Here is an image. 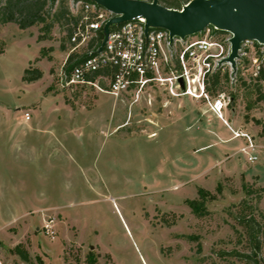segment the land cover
<instances>
[{"label":"rangeland","instance_id":"rangeland-1","mask_svg":"<svg viewBox=\"0 0 264 264\" xmlns=\"http://www.w3.org/2000/svg\"><path fill=\"white\" fill-rule=\"evenodd\" d=\"M41 27L0 23V264H23L19 244L33 264H87L90 251L100 264H264V148L249 161L245 139L187 96L62 86L66 29ZM26 68L43 76L25 82ZM235 96L230 125L263 131L254 86Z\"/></svg>","mask_w":264,"mask_h":264},{"label":"built area","instance_id":"built-area-1","mask_svg":"<svg viewBox=\"0 0 264 264\" xmlns=\"http://www.w3.org/2000/svg\"><path fill=\"white\" fill-rule=\"evenodd\" d=\"M70 9L81 17L69 41L72 47L60 74L62 86H95L116 98L130 92L135 102L145 93H149V102L163 99L170 103L184 96L203 101L235 138L245 139L241 150L248 160H258L260 146L247 132L233 130L227 113L239 87L257 84L264 92L263 43L244 39L233 66L227 61L232 53V33H218V29L208 26L196 34L172 39L170 32L162 28H150L146 34L145 18L137 17L112 26L100 52L101 44L68 68L70 55L87 45L98 31L103 32L104 24L113 16L92 0H73ZM30 118V112H26L25 119ZM45 228L47 234L54 235L49 225Z\"/></svg>","mask_w":264,"mask_h":264},{"label":"water","instance_id":"water-1","mask_svg":"<svg viewBox=\"0 0 264 264\" xmlns=\"http://www.w3.org/2000/svg\"><path fill=\"white\" fill-rule=\"evenodd\" d=\"M113 16L104 24L100 52L110 29L133 18H145L146 34L150 28H162L171 38L186 37L203 31L208 26L233 34L232 53L227 61L238 56L246 38L264 44V0H190L182 9L162 5L159 0H92Z\"/></svg>","mask_w":264,"mask_h":264},{"label":"trees","instance_id":"trees-1","mask_svg":"<svg viewBox=\"0 0 264 264\" xmlns=\"http://www.w3.org/2000/svg\"><path fill=\"white\" fill-rule=\"evenodd\" d=\"M189 1L190 0H159L162 5L171 8H181L183 3H187ZM55 2L56 0H0V23L7 24L14 22L17 23L21 29H26L34 25L41 24L42 27L40 31L44 35L50 34L55 25H61L66 29L64 39L69 42L81 15L78 14L75 16L71 13L68 0H62L58 7L53 10ZM217 32L224 33L226 31L217 30ZM102 40L103 32L100 30L93 38L88 41L87 45L79 48L70 55L67 62L68 68H71L72 65L80 62L90 51L95 50L102 43ZM62 46L63 49H67L65 43ZM42 76L43 73L40 69L26 68L22 76V80L30 83L40 79ZM218 80L219 77L216 76L214 82L217 83ZM100 82L101 84H104L102 81ZM254 88L258 93V100L264 101V92H262L257 84L254 85ZM211 90L214 92L215 89L212 88ZM235 101L236 96H234V102ZM258 123L260 124V122ZM262 130L264 133V124ZM259 190L264 192V187L259 188ZM249 192H252V190ZM199 193L202 197L201 201L198 202L197 200H191L190 205L192 206L193 211L202 215L201 210L205 208L206 197L205 191L203 189H200ZM259 216L264 219V213L261 212ZM260 222L261 221L254 217H250L249 219L245 220L249 235L256 237L259 235V233H261L260 228L262 225ZM259 247L260 246L258 244V248ZM12 251L21 258L23 264H33L29 252L22 245H17ZM86 262L87 264H100L98 261V254H96L95 251H90L87 254ZM66 264L75 263L67 262Z\"/></svg>","mask_w":264,"mask_h":264},{"label":"crops","instance_id":"crops-1","mask_svg":"<svg viewBox=\"0 0 264 264\" xmlns=\"http://www.w3.org/2000/svg\"><path fill=\"white\" fill-rule=\"evenodd\" d=\"M261 101H263V100H261ZM171 103H173V102L165 103V104L167 106V105H169ZM200 116H202V115H200ZM232 123L234 124V127L231 126V125L230 126H231V128L233 130H235V131H244V132H247L248 134H251V136L257 137V138H254L255 141L258 143L259 146H261V149L264 148V133H263V131L259 130L258 128H252L251 124H248V123H247L246 127H244L241 124L235 123L234 121ZM228 129L231 130L229 127H228ZM228 139L230 140L232 138H228Z\"/></svg>","mask_w":264,"mask_h":264}]
</instances>
